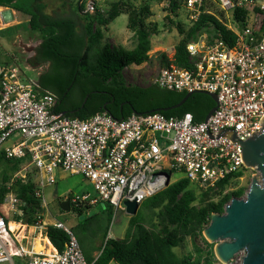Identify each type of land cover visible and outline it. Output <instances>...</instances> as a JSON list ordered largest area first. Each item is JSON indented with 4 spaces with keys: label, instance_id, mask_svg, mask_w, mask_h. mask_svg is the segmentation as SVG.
<instances>
[{
    "label": "built area",
    "instance_id": "obj_1",
    "mask_svg": "<svg viewBox=\"0 0 264 264\" xmlns=\"http://www.w3.org/2000/svg\"><path fill=\"white\" fill-rule=\"evenodd\" d=\"M217 1L222 12L231 13L238 28L235 31L225 23L236 37L234 43L229 45L219 38L207 41L206 37L191 41L186 46L189 68L171 63L161 67L152 81L162 90L214 94V112L199 123H194L189 113L181 118L133 114L116 120L104 112L84 121L70 119L52 112L56 97L42 90L37 79L24 78L16 64L0 65V151L6 159L22 161L12 181H25L28 168H32L34 196L39 202L37 221L25 225L31 232L20 240L15 236L18 231L12 233L10 221L0 215V264H89L71 228L44 218L47 204L43 190L55 184L56 171L81 176L96 193L95 198L82 195L71 197L69 202H87L89 206L107 203L115 213H126L125 202L139 206L163 189L171 173H183L202 190L216 188L220 181L243 169L259 177L254 169L244 168L240 143L259 134L263 127L264 1ZM204 2L184 0L188 23L197 21ZM94 9L92 1L85 3L84 13ZM235 9L247 13L244 27L234 20ZM222 131L232 132L235 139L221 136ZM157 174L159 178L153 181ZM19 204L9 193L0 213H18ZM50 226L67 238L61 252L46 237ZM37 240L38 252L34 250ZM107 240L110 236L104 243Z\"/></svg>",
    "mask_w": 264,
    "mask_h": 264
},
{
    "label": "trees",
    "instance_id": "obj_2",
    "mask_svg": "<svg viewBox=\"0 0 264 264\" xmlns=\"http://www.w3.org/2000/svg\"><path fill=\"white\" fill-rule=\"evenodd\" d=\"M75 1V9L69 16H64L48 13L43 0H0V7L27 16V30L40 37L34 55L26 62L30 67H46L37 76V82L42 90L55 95L56 103L52 112L80 121L104 112L113 119L125 120L133 114L147 115L151 111L172 107L185 97L186 93L162 90L154 84L139 86L127 84L124 80V69L139 67L150 60V39L157 33V29L155 25L147 23L152 12L146 0H142L138 6L132 3L133 0H117L107 10L95 5L93 13H84L86 0ZM156 1L168 2L165 20L181 36L174 46L172 61L169 62L165 55H161L160 66L172 63L188 69L186 46L204 34L207 41L219 38L229 45L234 43L236 37L225 25L223 15L210 14L203 5L197 21L185 27L170 19V16H178L180 5L184 8V0ZM122 14L127 16L126 28L134 40L130 50L101 43L104 30ZM246 17L245 11L235 9L233 18L239 26L244 27ZM263 30L264 21L261 27ZM214 106L210 97L196 93L181 107L157 113L166 118H181L189 113L193 122L199 123ZM21 165L22 161L6 159L3 151H0V205L7 194H13L20 201L18 213L12 214L10 220L5 218L6 222L32 226L39 213L32 175H27L25 181H12ZM244 171L228 176L214 189L202 190L195 185L189 188L190 183L185 180L165 190V196L157 205L158 211L153 213L145 225L130 218L124 239L107 240L103 246L90 252H84L83 241L78 240L86 261L89 264H213V251L204 250L212 245L205 241L202 232L212 214H222L224 206L232 198L244 196L245 189L235 187ZM70 199L71 195H68L62 201ZM69 204L78 220L75 228L84 231L87 221L93 217L86 218L84 215L91 206L87 202ZM97 205L105 215V235L113 209L107 203L99 202ZM58 211L62 212L59 206ZM80 217H84L82 221ZM46 237L57 251L63 250L67 240L63 232L50 226L46 230ZM185 237L192 241V252L180 258L174 249L184 242ZM95 252H98L96 257L93 256Z\"/></svg>",
    "mask_w": 264,
    "mask_h": 264
},
{
    "label": "rangeland",
    "instance_id": "obj_3",
    "mask_svg": "<svg viewBox=\"0 0 264 264\" xmlns=\"http://www.w3.org/2000/svg\"><path fill=\"white\" fill-rule=\"evenodd\" d=\"M47 5V12L50 14H60L64 16H69L77 5L75 0H43ZM88 1V0H86ZM85 1V2H86ZM92 1L95 5L100 6L101 9L107 10L111 3L116 2L117 0H89ZM142 0H133L132 3L135 6H138ZM152 12V16L147 20V23L150 25H155L157 33L151 37V50L149 52L150 60L149 62L139 66V67H127L123 70L124 80L127 84L146 86L152 84L153 78L157 71L163 67L160 66L161 55H165L168 60L172 58L174 46L181 39V36L178 34L175 27L168 21L165 20V16L168 15L167 1H152L146 0ZM264 1V0H260ZM205 10L208 13L213 15H223L224 19L227 20L228 27H231L233 30L237 31L238 28L232 23L229 13H224L220 10L217 0H205L204 2ZM6 13V12H5ZM178 16H170V19L176 23H181L183 26L187 27V13L185 9L180 5L179 10L177 11ZM4 23L8 22V18L4 13L0 14ZM127 16L125 14L120 15L117 19L111 22L107 29L103 32L102 44H109L113 47H122L126 50H130L134 46V40L132 34L126 28ZM233 24V25H231ZM18 35V36H17ZM206 34L200 36L199 39H204ZM40 42V37L38 34L31 33L27 30L26 25L19 27L16 32L12 30L4 31L0 33V65L1 64H16L19 66L21 71L24 74V78L27 79H37V76L42 73L46 67H30L27 64V59L30 57L35 47L38 46ZM14 56V57H11ZM17 140V136L12 139L13 141ZM9 144V143H8ZM32 174V168H28V174ZM258 177L254 175L253 172L245 171L243 176L239 179L236 188H244L245 192L248 190L251 179ZM55 184L49 187H46L43 190L44 199L47 204V212L44 214V218L50 221H59L63 223L68 228H72V232L75 235L77 240L83 241V250L84 252H90L93 249L103 246L107 236H110L111 239L121 240L124 239L127 235V230L129 228L130 218H135L139 223L145 225L149 218L153 215L154 212H157V205L160 202V199L165 196L164 191L171 189L174 185L188 181L183 173H171L167 186L155 193L154 195L145 199L139 206L135 216H128L126 213L112 211L111 215V225L108 227L106 234L104 235L105 230V215L101 213V207L99 205L91 206L90 209L84 214L86 218L93 216L86 223L85 230L81 231L79 228H75V224L78 221L75 218V213L70 210L69 213L59 212L57 201H62L64 197L71 195V197H81L82 195H88L89 199L95 198L96 193L93 189V186L85 179L79 175H70L69 173L56 171L55 173ZM189 182V181H188ZM190 183V182H189ZM57 187V197L53 198V190ZM194 187L192 183L188 184L189 188ZM81 204V203H80ZM1 214V213H0ZM6 219H11L12 213L1 214ZM82 221V220H81ZM11 223V221H10ZM15 224V223H14ZM23 226L22 224H16ZM30 229H24L22 236L28 237L30 234ZM15 236H18L16 232ZM20 240V238H17ZM22 239V238H21ZM200 245L201 242H199ZM211 247H206L204 250L209 251L214 249L215 244H210ZM174 252L182 258L187 253L192 252V241L189 237H185L184 242L174 249ZM98 255V252L93 254L94 257ZM243 256L242 253L236 254L233 258V261L229 264H239L240 259ZM213 264H219V261L216 259L213 253Z\"/></svg>",
    "mask_w": 264,
    "mask_h": 264
},
{
    "label": "water",
    "instance_id": "obj_4",
    "mask_svg": "<svg viewBox=\"0 0 264 264\" xmlns=\"http://www.w3.org/2000/svg\"><path fill=\"white\" fill-rule=\"evenodd\" d=\"M192 94L187 93L176 105L151 111L167 112L181 107ZM216 104L214 94H205ZM209 111L205 120L214 112ZM261 123V132L250 139L241 142V161L246 169H254L259 177L251 179L250 185L242 198H232L223 208L222 214H212L202 236L209 244H215L213 253L219 264H229L236 254L242 253L239 264H264V118ZM227 134L231 140L235 139L232 132L222 131L221 136ZM154 175L152 180H157ZM168 184V178L167 183ZM52 197H57L55 186ZM125 212L128 216H135L138 205L135 202H125ZM62 212H70L68 200L59 202ZM84 217H80L83 220Z\"/></svg>",
    "mask_w": 264,
    "mask_h": 264
},
{
    "label": "crops",
    "instance_id": "obj_5",
    "mask_svg": "<svg viewBox=\"0 0 264 264\" xmlns=\"http://www.w3.org/2000/svg\"><path fill=\"white\" fill-rule=\"evenodd\" d=\"M2 13H4L5 16L8 18V22L4 23L3 20H2L1 15H0V31H4V29H7L9 27H14L11 30H12V32H16L19 29V27L24 26L26 24V22L28 21V17L27 16H25V15L19 13V12H16V11H14L12 9H9V8L0 7V14H2ZM33 55H34V52H33V54L30 57H32ZM11 57H14V56H11ZM30 57H28V58H30ZM11 223H13V222H11ZM22 227L19 230H17L18 231V237L17 238H20V236H21V238L23 237L22 236L23 233L19 236ZM15 232H12V233H15Z\"/></svg>",
    "mask_w": 264,
    "mask_h": 264
},
{
    "label": "bare ground",
    "instance_id": "obj_6",
    "mask_svg": "<svg viewBox=\"0 0 264 264\" xmlns=\"http://www.w3.org/2000/svg\"><path fill=\"white\" fill-rule=\"evenodd\" d=\"M21 227H22V226L16 225V224H14V223H9V229H10L12 232H15V231L19 230ZM24 229H25V228L22 227L19 236L23 233V230H24ZM28 231H29V230H28ZM29 232H30V231H29ZM17 237H18V236H17ZM20 238H21V236H20ZM22 238H23V237H22ZM44 242H46V239H44ZM34 250H35L36 252H38V251L40 250L38 240L35 241V244H34Z\"/></svg>",
    "mask_w": 264,
    "mask_h": 264
},
{
    "label": "flooded vegetation",
    "instance_id": "obj_7",
    "mask_svg": "<svg viewBox=\"0 0 264 264\" xmlns=\"http://www.w3.org/2000/svg\"><path fill=\"white\" fill-rule=\"evenodd\" d=\"M59 202H61V201H57V205L59 206Z\"/></svg>",
    "mask_w": 264,
    "mask_h": 264
}]
</instances>
